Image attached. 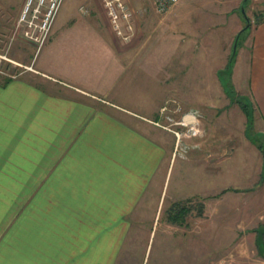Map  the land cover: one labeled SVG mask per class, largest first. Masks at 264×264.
<instances>
[{"label": "crops", "instance_id": "0c3cea01", "mask_svg": "<svg viewBox=\"0 0 264 264\" xmlns=\"http://www.w3.org/2000/svg\"><path fill=\"white\" fill-rule=\"evenodd\" d=\"M217 3L216 13L224 16L220 25L229 19L232 33L238 34L244 17L250 19L246 7L242 12L237 0ZM197 6L178 2L161 15L152 7L137 5L134 22L137 25L140 18L145 27L138 24L124 43L113 33L96 0L91 11L98 15L84 19L82 25L86 37L107 49L105 57L110 59L113 72L105 66L76 78L77 83L49 81L47 85L33 78L22 79L20 73L0 84V264L118 263L124 248L134 242V226L149 208L145 200L152 195L151 183H156L155 177L172 148L161 139L164 135L160 129L149 124L156 120L166 100L179 98L175 91L182 88L186 69L173 63V54L182 57L177 26H182L185 17L196 21L201 16ZM248 6L254 12L264 11V0H248ZM151 15L158 24L150 31ZM102 24L109 36L101 33ZM240 36L243 38L233 49L238 52L245 46L246 62L230 77L237 82L234 88L250 97L255 125L262 127L259 131L264 138V20ZM160 44L170 45V49L166 51ZM220 52H224L222 48ZM224 54L225 60L221 55L212 70L214 77L207 76L208 88H222L217 75L223 71L230 50ZM189 70L196 72L191 67ZM123 71L127 78L116 88ZM32 72L49 78L37 69ZM101 81L107 82L100 88L96 83ZM153 82L174 92L154 95L148 105L132 104L143 112L124 106L122 99H107L112 90V97H122L133 89L148 90ZM191 83L197 88L200 81L195 78ZM261 166L262 177V160ZM262 223L252 229L254 234ZM172 230L175 233V227ZM177 238H169L170 250H177L172 247L176 243L181 247Z\"/></svg>", "mask_w": 264, "mask_h": 264}, {"label": "rangeland", "instance_id": "374dc122", "mask_svg": "<svg viewBox=\"0 0 264 264\" xmlns=\"http://www.w3.org/2000/svg\"><path fill=\"white\" fill-rule=\"evenodd\" d=\"M126 1L134 10L135 18L138 17L137 5L152 7L151 0ZM237 1L250 14L247 29H252L255 15H264V11L254 12L248 6V0ZM38 2L42 4L38 5ZM97 2L102 6L100 0ZM178 2L196 3L201 16L196 21L185 17L182 26H177L180 30L177 37L182 40V57L173 54V63L186 71L182 73V88L175 91L179 98H170L178 103L182 111L193 109L202 115V136L195 140L198 147L191 148L186 158H180L172 155L173 135L149 124L160 129L159 132L164 135L161 139L167 146L170 143L168 147L172 144V148L155 177L156 183H151L149 193L152 195L145 200L149 201L146 203L149 208L142 215L140 225L134 226V242L124 248L117 264H264V256L259 255L255 247L252 230L264 222V178L259 175L261 160L264 167V155L256 146L259 143L264 149V138L259 131L262 127L255 125L254 117L252 127V121L249 122L237 105L236 97L241 92L234 88L237 82L230 77L242 62H246L245 46L231 55L237 31L232 33L229 19L223 26L220 25L224 16L216 13L219 10L218 0ZM51 3V0H0V79L16 78L23 73L20 78H33L40 83L45 82L44 85L49 81L77 83L76 78L80 79L81 75L88 73L91 75L101 67L107 66L112 71L110 57L109 60L105 57L107 49L104 45L99 47L101 44L97 40L86 37V27L82 25L84 19L98 15L96 10L94 13L91 11L96 0H61L47 28L44 22ZM188 10L186 12H190ZM207 13L216 16L206 18ZM138 19L137 25L145 27V23ZM157 21L156 17H151L148 23L150 31L157 27ZM137 25L134 22V29ZM244 26L243 23L241 29ZM247 29L240 32L236 45ZM101 33L109 36V30L103 24ZM162 46L166 47V51L170 49V45ZM162 46L160 49H163ZM221 48L224 52L229 49L230 56L224 71H218L222 88L218 85L211 89L208 88V78L213 76L212 70L218 66L221 55L225 60ZM190 67L196 70L194 74ZM36 69L49 75V78L32 75ZM226 69H229V75L225 74ZM193 77L200 81L197 88L192 87H195L194 83L189 85V81L195 79ZM126 78V71H123L116 88ZM227 80L230 83H225ZM103 82L96 85L101 88L107 81ZM160 86L153 82L148 90L143 91L129 87L132 92L125 90L129 95L122 97H112L115 92L112 90L107 99H122L124 106L143 112V108L132 104L148 105L154 95L173 94L174 91L163 90ZM245 96L250 100L248 95ZM253 113L252 107V116ZM211 172L214 176L210 175ZM226 189L231 191L225 192ZM182 207L186 210L184 225L171 223L174 222L175 212L178 213ZM176 237L181 247H176V243L172 247L177 250H170L169 238L173 240Z\"/></svg>", "mask_w": 264, "mask_h": 264}, {"label": "built area", "instance_id": "2783aa9c", "mask_svg": "<svg viewBox=\"0 0 264 264\" xmlns=\"http://www.w3.org/2000/svg\"><path fill=\"white\" fill-rule=\"evenodd\" d=\"M52 5L46 15L47 28L61 0H51ZM179 0H151L152 7L158 14L168 12ZM43 2V1H42ZM105 15L114 34L122 41L127 42L134 34V10L126 0H100ZM42 3L38 2V5ZM45 26V28H46ZM202 115L193 109L182 111L175 100H166L158 109V117L151 121L155 126L170 132L173 135V156L186 158L191 148L198 147L196 139L202 136ZM195 141V142H194Z\"/></svg>", "mask_w": 264, "mask_h": 264}, {"label": "trees", "instance_id": "16d2710c", "mask_svg": "<svg viewBox=\"0 0 264 264\" xmlns=\"http://www.w3.org/2000/svg\"><path fill=\"white\" fill-rule=\"evenodd\" d=\"M243 8V6H242ZM256 21L255 23H259L261 21L264 20V15L257 13L255 15ZM245 20V26L243 27V29L240 31L242 32L243 30L249 28V22H248V18L244 17ZM240 32L236 35V40L234 42V45L236 46L238 37ZM235 53V49L232 50L231 55H233ZM224 71V70H223ZM229 69H226L225 74L229 75ZM12 78L10 77H6V78H2L0 79V84L3 85L5 83H7L9 80H11ZM229 80V79H228ZM225 81V83H230L229 81ZM230 90L229 88L227 89L228 94ZM233 90V89H232ZM237 99V105L239 106L240 110L244 113V115L249 119V122L252 121V127H253V116H252V103L251 100L248 99V97L244 96V95H239L236 97ZM255 142V141H253ZM255 144V143H254ZM257 144V143H256ZM257 148L263 153L264 155V149L262 148V146L258 143ZM264 178V175L262 176ZM181 210H185L183 207L181 208ZM176 218H174L175 220ZM255 247L257 249V252L259 255L264 256V223H262L256 230H255Z\"/></svg>", "mask_w": 264, "mask_h": 264}, {"label": "flooded vegetation", "instance_id": "af4514ba", "mask_svg": "<svg viewBox=\"0 0 264 264\" xmlns=\"http://www.w3.org/2000/svg\"><path fill=\"white\" fill-rule=\"evenodd\" d=\"M186 210H179L178 211V213L177 212H175V215H174V218H176L175 220H174V223L175 224H182V225H184L183 223H185L186 222V219H185V212ZM181 219H183V220H181ZM184 219H185V221H184ZM181 220V221H180Z\"/></svg>", "mask_w": 264, "mask_h": 264}, {"label": "water", "instance_id": "95a60500", "mask_svg": "<svg viewBox=\"0 0 264 264\" xmlns=\"http://www.w3.org/2000/svg\"><path fill=\"white\" fill-rule=\"evenodd\" d=\"M242 12H244L243 9H242Z\"/></svg>", "mask_w": 264, "mask_h": 264}]
</instances>
